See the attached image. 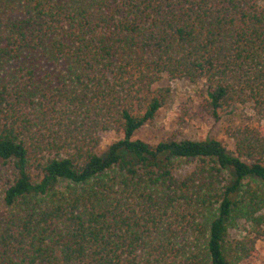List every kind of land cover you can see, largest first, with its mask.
<instances>
[{"label":"trees","instance_id":"trees-1","mask_svg":"<svg viewBox=\"0 0 264 264\" xmlns=\"http://www.w3.org/2000/svg\"><path fill=\"white\" fill-rule=\"evenodd\" d=\"M165 78L203 82L215 120L252 111L233 149L134 137ZM262 121L264 0H0V264H251Z\"/></svg>","mask_w":264,"mask_h":264},{"label":"rangeland","instance_id":"rangeland-1","mask_svg":"<svg viewBox=\"0 0 264 264\" xmlns=\"http://www.w3.org/2000/svg\"><path fill=\"white\" fill-rule=\"evenodd\" d=\"M161 86H169L172 95L168 103L163 106L156 117L135 133V138L144 139L152 144L162 140L163 137L205 139L215 137L223 141L229 148H234V141L226 133V128L237 126L252 119V111L245 106L229 108L215 120L203 114L200 108L201 100L206 94L203 82H191L189 79H168L161 81ZM254 122H257L255 118ZM264 125V121L261 122ZM120 136L112 131L102 134L100 152ZM264 226V224H263ZM252 227L249 222L241 223L231 230V236L242 237ZM251 264H264V237L258 244V254Z\"/></svg>","mask_w":264,"mask_h":264}]
</instances>
